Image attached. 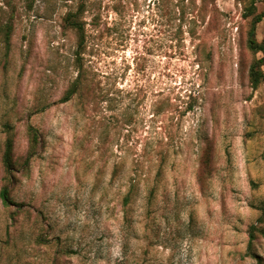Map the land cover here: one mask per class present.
I'll return each instance as SVG.
<instances>
[{
    "label": "rangeland",
    "instance_id": "obj_1",
    "mask_svg": "<svg viewBox=\"0 0 264 264\" xmlns=\"http://www.w3.org/2000/svg\"><path fill=\"white\" fill-rule=\"evenodd\" d=\"M252 3L0 0V264H264Z\"/></svg>",
    "mask_w": 264,
    "mask_h": 264
},
{
    "label": "trees",
    "instance_id": "obj_2",
    "mask_svg": "<svg viewBox=\"0 0 264 264\" xmlns=\"http://www.w3.org/2000/svg\"><path fill=\"white\" fill-rule=\"evenodd\" d=\"M241 1V0H239ZM244 17L245 18H251L250 20V28L247 35V46L249 51L253 54L254 59L250 65L249 68V83L252 89L257 90L261 85L264 84V71L262 67L264 66V42H259L257 39V29L259 24H261L264 21V11L257 13L256 7L252 3L249 6L245 7L244 11ZM65 26L68 28H72L80 33L81 41H80V49L83 44V24L80 22L79 15L77 13H69L67 17L64 20ZM11 26H8L4 37L0 41H4L6 47L10 48V37H11ZM260 55V57H257ZM77 85L74 86L73 89H71L67 96L64 98V101H67L75 92ZM29 134L31 136L32 140V151L30 152L29 156L27 157V160L25 162V165L29 164L30 159L35 154V145L38 143V133L35 129L32 127L29 128ZM13 151H14V139L9 138L6 142V148L5 152L2 158V164L4 171L7 175V180L12 182L13 172L15 170V163L13 160ZM132 192L129 191L128 194L124 197V205H128L131 203L132 198L131 194ZM2 203L5 208H10L13 205V201L10 196V189L9 186L6 185L2 188L0 193ZM258 231V228L256 226L250 227V239L248 242V249L251 250L254 240L256 239V232ZM254 257H256L254 255Z\"/></svg>",
    "mask_w": 264,
    "mask_h": 264
}]
</instances>
